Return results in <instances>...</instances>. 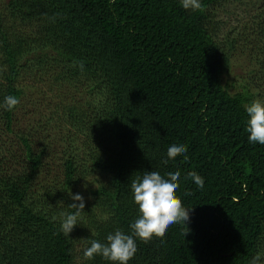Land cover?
Here are the masks:
<instances>
[{"label": "trees", "instance_id": "16d2710c", "mask_svg": "<svg viewBox=\"0 0 264 264\" xmlns=\"http://www.w3.org/2000/svg\"><path fill=\"white\" fill-rule=\"evenodd\" d=\"M217 2L0 0V104L20 100L0 107V264H116L83 252L131 234V180L146 171L180 172L190 219L137 238L128 264H248L264 253V145L249 142L245 108L259 95L221 78L231 54L216 40ZM250 3L237 39L255 34L263 59L252 57L248 77L264 80V0ZM173 144L187 151L169 160ZM69 191L85 208L66 236L61 214L79 203Z\"/></svg>", "mask_w": 264, "mask_h": 264}, {"label": "clouds", "instance_id": "9594fccd", "mask_svg": "<svg viewBox=\"0 0 264 264\" xmlns=\"http://www.w3.org/2000/svg\"><path fill=\"white\" fill-rule=\"evenodd\" d=\"M185 9L202 10L201 0H181ZM76 66V62L73 63ZM81 70L84 68L83 62L79 63ZM20 103L18 97L9 95L4 98L3 107L12 111ZM249 116L247 132L250 133L248 139L250 143L264 145V101L254 100L245 105ZM187 147L184 144H173L167 149V157L174 160L177 156L186 153ZM187 159V156L184 157ZM168 160L163 163L167 164ZM188 177L200 188L204 187V179L195 171L189 172ZM180 172L172 171L162 175L158 171H146L143 176H136L131 180V190L134 194V201L139 206V217L130 225L131 234H125L117 229L114 234L107 236V243L98 240H91L90 247L83 252L85 259H94L100 255L105 260L116 262V264H128L138 251L136 239L144 242L151 241L152 238H163L167 230L173 224L184 223L190 219L189 208L183 206L182 198L178 194L180 187ZM73 201L70 208L76 209L74 213L66 212L61 214L60 229L64 235L70 236L74 227L78 224L80 212L85 208V200L82 194H73L69 191ZM92 235H95L92 233ZM248 264H264V253L257 252Z\"/></svg>", "mask_w": 264, "mask_h": 264}, {"label": "rangeland", "instance_id": "374dc122", "mask_svg": "<svg viewBox=\"0 0 264 264\" xmlns=\"http://www.w3.org/2000/svg\"><path fill=\"white\" fill-rule=\"evenodd\" d=\"M251 0H218L214 5L218 17L214 21V31L220 49L229 52L230 65L227 71L222 73L223 82L232 85L233 90L248 87L254 91L256 99H264V80L259 74H248L251 70L252 57L259 58L263 54L258 53L253 42L255 34L248 37H238L243 30L244 21H249L252 16ZM221 3V4H220ZM226 35V38H223ZM235 39H232V38ZM56 169V167L54 166Z\"/></svg>", "mask_w": 264, "mask_h": 264}]
</instances>
